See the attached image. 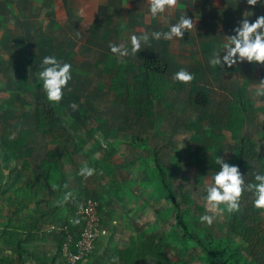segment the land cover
I'll return each mask as SVG.
<instances>
[{
    "label": "rangeland",
    "instance_id": "rangeland-1",
    "mask_svg": "<svg viewBox=\"0 0 264 264\" xmlns=\"http://www.w3.org/2000/svg\"><path fill=\"white\" fill-rule=\"evenodd\" d=\"M247 11L254 22L264 15V6L177 0L160 19L151 17L147 0H0V185L15 183L18 189L27 158L38 181L43 165L53 169L49 185L37 195L24 190L15 197L23 205L16 212L20 228L35 219L46 238L49 226L77 219L82 204L95 198L102 232L93 258L110 253L99 264H113V257L121 264L136 245L153 255L138 264L160 258L166 264H216L176 223L156 160L190 232L218 241L223 235L228 240L233 229L238 240L223 238L224 264H264V210L252 206L251 193L243 195L238 212L218 215L210 227L199 220L207 208L205 181L215 172L198 168V162L211 165L221 152L246 181L264 172V97L256 95L264 88V65L209 63ZM181 12L193 20V28L181 39L151 40L135 56L119 59L135 66L119 77L109 44L130 47L131 34L167 31ZM45 56L73 65L59 104L47 101L38 78ZM144 66L172 78L169 99L157 101L155 83L156 96L146 90L140 95L143 108L128 107L127 88L141 89ZM182 68L194 77L186 84L173 79ZM150 102L151 111L145 106ZM210 134L216 136L211 146L205 138ZM18 138L25 142L22 150L15 148ZM85 164L96 169L87 179L77 174ZM69 191L72 198L61 203Z\"/></svg>",
    "mask_w": 264,
    "mask_h": 264
},
{
    "label": "clouds",
    "instance_id": "clouds-1",
    "mask_svg": "<svg viewBox=\"0 0 264 264\" xmlns=\"http://www.w3.org/2000/svg\"><path fill=\"white\" fill-rule=\"evenodd\" d=\"M249 6H264V0H246ZM148 12L153 18L164 19L167 10L177 5V0H147ZM244 13L243 19L238 26L233 29L234 35L226 37L222 48L216 50L209 58V63L216 67L224 65L231 66L238 61H247L264 65V15L258 16L254 22H249L248 17L252 16L251 11ZM194 26L193 20L180 13L179 19L175 23L168 25L167 31L154 30L140 34H131L128 37L130 47L120 44H109L110 52L121 59L129 55L135 56L142 48L149 45L151 40L159 41L181 39L185 32ZM221 53H224L221 57ZM38 78L42 82L41 88L46 99L50 103L59 104L67 91L69 83L73 79V65L70 62L58 60L55 56H45L40 65ZM193 74L186 69L175 72L173 79L178 82L188 83L193 80ZM264 86V81H261ZM257 96L264 97V88L256 92ZM218 171L210 176V182L205 181V202L206 211L199 217L201 223L211 226L217 216L224 213H235L240 210L241 199L244 194L251 193L252 206L256 209L264 210V172H257L253 180L246 181L238 166L228 163L220 156L216 159ZM84 179L96 174V169L85 164L77 173ZM72 198V193L65 192L64 203ZM74 224H79V219L73 220ZM113 257V264L117 260Z\"/></svg>",
    "mask_w": 264,
    "mask_h": 264
},
{
    "label": "trees",
    "instance_id": "trees-1",
    "mask_svg": "<svg viewBox=\"0 0 264 264\" xmlns=\"http://www.w3.org/2000/svg\"><path fill=\"white\" fill-rule=\"evenodd\" d=\"M111 59V58H110ZM114 66L116 67L117 71H118V76L122 77L123 73L126 71H129L130 69L133 70V68L135 67L132 63H130V61H123V60H116V63L114 64ZM140 71H141V75L142 77V82L140 85V90H134L131 87H128L127 89V97H125V104L128 107H140L142 106L143 108V99L141 98V93L146 90V91H152L154 92L155 95V88H153V84L158 83L157 85H159L160 89H159V99H157V101H159L160 103H162L163 100H168L169 97V91L173 88V85L171 86V82H172V78H169L165 76L164 73L159 72L156 68H152V67H140ZM166 79H168L166 81ZM154 89V90H153ZM156 96V95H155ZM141 99V100H140ZM137 100V102L135 101ZM151 102L153 103V99H151ZM150 102V104L145 105L146 109L151 111L152 110V103ZM41 114V112L39 111V115ZM40 120L39 123L41 125L44 124L43 119H41V115L39 116ZM206 138V143L209 144V146L213 145L214 142L216 141V136H214L213 134L205 137ZM23 146H25V142L23 140H21L20 138H18L16 144H15V148L16 149H20L22 150ZM205 157H208V154L204 153ZM221 157L223 158V156L220 153H217L215 155V159H211V165H209L208 163H200L198 162L197 167L200 169H207L213 172L218 171V168L216 165V159L217 157ZM224 159V158H223ZM214 160V161H213ZM229 162V160H227ZM155 165L157 166L160 178H161V184L165 190V192H167L175 210V220L176 223L178 224V226H180V228L186 232V234L188 236H190L191 240H194L197 247L199 248L200 251H202V255L205 257H212V260L215 261L216 264H224L225 260L223 259L224 256V249L225 246L223 244V238H225V236H220L219 240L216 241L210 234H207L206 236H200V234L198 233V231H193L190 232L188 230V225L187 223L184 221L183 217H182V212L180 211V206L179 204H177V202L174 200V198L172 197V192L169 189V187L166 184L165 181V177L163 175V172L161 170V168L158 165V162L155 160ZM204 162V161H203ZM49 163V162H47ZM34 163L32 164V161L30 159H24L22 164H21V180L18 184V189H20L21 191L27 190L29 193H31L30 195H37L38 190L40 189H44L45 185H49L51 177L53 176V169L51 167L50 164H46L42 166V169H44L45 171H42V177L41 179L38 181L36 180L39 177H35V168H34ZM52 184V182H51ZM35 185V189H32V187ZM95 199V198H93ZM100 204V203H99ZM101 209V206H100ZM67 226L69 228L70 231L72 230H78V225L74 224L73 222L71 224ZM229 238L228 240L225 238V240L227 242H231V241H237V235L235 234L234 230H230L229 231ZM134 237V236H133ZM63 239V234L61 235V242ZM61 242H60V247L59 250H61ZM145 243L147 242V240L144 241ZM143 242V243H144ZM217 242V243H216ZM220 242H222V245L220 244ZM216 244V245H215ZM215 245V246H214ZM214 248V250H210V248ZM146 246H142V245H136L134 246L133 250L136 251H132L129 252V258L127 260H122L121 264L127 263V264H138L140 261H143L145 259V256H149V258H152L153 255H151V253L149 254L148 251L146 250ZM197 250V249H196ZM197 253V252H196ZM221 259V260H219ZM156 264H166L164 260L160 259H156Z\"/></svg>",
    "mask_w": 264,
    "mask_h": 264
},
{
    "label": "crops",
    "instance_id": "crops-1",
    "mask_svg": "<svg viewBox=\"0 0 264 264\" xmlns=\"http://www.w3.org/2000/svg\"><path fill=\"white\" fill-rule=\"evenodd\" d=\"M14 186L11 188L5 184L0 185V264H59L62 235L60 228L64 224H71L75 218L65 221L64 224L49 226L48 232L51 235L47 234L46 238L42 237L41 224L39 222L35 224V219L31 224L28 223L29 226L24 227V230L21 229L23 223L16 216V212L22 210L23 205L17 202L15 197H19L22 191ZM57 208L54 207L52 210ZM6 213L10 218L6 217ZM26 229L30 232H22ZM109 255L110 253L103 252L100 256L92 257L95 259L93 264H99V259L100 262L103 258L108 260ZM92 258L86 264H92Z\"/></svg>",
    "mask_w": 264,
    "mask_h": 264
},
{
    "label": "built area",
    "instance_id": "built-area-1",
    "mask_svg": "<svg viewBox=\"0 0 264 264\" xmlns=\"http://www.w3.org/2000/svg\"><path fill=\"white\" fill-rule=\"evenodd\" d=\"M77 219L78 230L70 231L67 224L60 228L63 239L59 264H86L95 253L101 234L99 201L86 200L78 210Z\"/></svg>",
    "mask_w": 264,
    "mask_h": 264
}]
</instances>
